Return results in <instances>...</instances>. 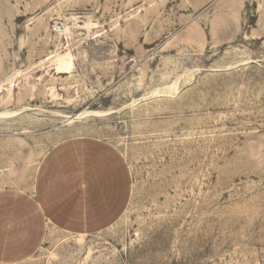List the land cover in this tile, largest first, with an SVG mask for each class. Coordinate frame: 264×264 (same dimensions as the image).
Returning <instances> with one entry per match:
<instances>
[{
    "label": "rangeland",
    "instance_id": "rangeland-1",
    "mask_svg": "<svg viewBox=\"0 0 264 264\" xmlns=\"http://www.w3.org/2000/svg\"><path fill=\"white\" fill-rule=\"evenodd\" d=\"M0 86V183L75 137L131 182L108 227L7 264H264V0H0Z\"/></svg>",
    "mask_w": 264,
    "mask_h": 264
},
{
    "label": "crops",
    "instance_id": "crops-1",
    "mask_svg": "<svg viewBox=\"0 0 264 264\" xmlns=\"http://www.w3.org/2000/svg\"><path fill=\"white\" fill-rule=\"evenodd\" d=\"M124 157L107 140L75 137L52 147L20 180L0 183V263L32 256L50 226L73 233L108 227L130 196Z\"/></svg>",
    "mask_w": 264,
    "mask_h": 264
},
{
    "label": "bare ground",
    "instance_id": "bare-ground-1",
    "mask_svg": "<svg viewBox=\"0 0 264 264\" xmlns=\"http://www.w3.org/2000/svg\"><path fill=\"white\" fill-rule=\"evenodd\" d=\"M60 32L62 33H68L70 32V27L67 24H61L60 25ZM54 62L56 64V68L59 72L61 73H68L71 72L73 66H74V61H73V54L70 50L62 53V54H58L55 59ZM12 82V81H10ZM2 86H0L1 89ZM11 88V86H10ZM104 114H107V112H102V111H84L81 112L77 115H75V118H79V117H83L84 116H89V115H95V116H102ZM6 115V114H5ZM70 117V116H68Z\"/></svg>",
    "mask_w": 264,
    "mask_h": 264
}]
</instances>
